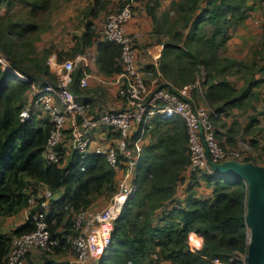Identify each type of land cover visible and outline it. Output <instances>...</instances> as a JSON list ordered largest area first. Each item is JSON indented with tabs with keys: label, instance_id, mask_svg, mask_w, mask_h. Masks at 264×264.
Listing matches in <instances>:
<instances>
[{
	"label": "trees",
	"instance_id": "1",
	"mask_svg": "<svg viewBox=\"0 0 264 264\" xmlns=\"http://www.w3.org/2000/svg\"><path fill=\"white\" fill-rule=\"evenodd\" d=\"M5 1L0 0V9ZM251 1L256 3L259 0H207L200 13L196 9L201 0L181 1L179 9L182 21L188 24L187 33L184 28H177L168 11L160 13L159 0L146 3L157 33L170 36L162 47L160 80L166 86L181 87L195 82L204 71L201 88L218 135L216 121L229 109L243 106L259 82L255 77L251 79L254 72H250L251 81L239 91L227 75L235 62L222 55L231 38L230 29L241 26L249 18L253 7ZM129 2L124 1L122 7ZM107 3L106 0H94V7L90 10L93 17L98 16ZM29 4L35 10L43 7L42 0H32ZM206 23L214 27L210 34L204 30ZM37 30L34 24L6 19L0 13V50L11 61L13 71L27 77L20 78L0 64V215L10 216L24 209L30 192L40 182L48 184L53 191L63 188L62 196L53 199L47 214L52 237L58 243L52 249L39 248L43 251L39 264H74L70 260L57 262L52 255L71 250V241L78 233L76 214L92 207L102 196L111 199L118 190V179L105 155L94 150L85 153L73 150L65 164L51 163L42 155L51 122L38 117L35 112L25 119L21 116L35 82L51 74L48 65H35L31 72L21 63L23 55L36 54V47L30 39ZM77 42L70 54L72 58L96 45L101 73L111 76L123 70L122 45L99 39L92 20L86 23ZM20 49L24 50L22 58ZM53 52L54 49L46 51V56ZM253 64L256 66L255 60ZM147 67L155 71L153 64ZM83 74L81 67L74 72L73 87L79 96ZM178 117L154 120L148 132L150 140H145L138 162L135 192L128 197L116 219L112 242L100 255L98 264H221L232 261L237 253L247 254L249 232L245 208L248 187L243 179L214 171L205 172L204 180L212 188V196L199 197L189 185L186 194L177 197L183 171L191 162L188 129ZM233 131L230 128L228 132L230 142L235 140ZM242 155L239 159L260 163L250 155ZM34 228V223L27 219L17 225L12 234H7L2 231L0 223V264H6L13 237ZM191 231H196L200 238L196 251L189 247ZM30 252L27 255L29 264ZM234 263L244 264L239 260Z\"/></svg>",
	"mask_w": 264,
	"mask_h": 264
},
{
	"label": "built area",
	"instance_id": "2",
	"mask_svg": "<svg viewBox=\"0 0 264 264\" xmlns=\"http://www.w3.org/2000/svg\"><path fill=\"white\" fill-rule=\"evenodd\" d=\"M132 15L126 6L110 12L102 35L98 33L99 39L122 45L123 70L115 79L118 96L122 98L121 106L98 110L90 99H80L74 90V72L78 67L84 70L79 86L84 89L89 86L93 76L89 69L97 61L95 53L92 55L86 51L65 59L53 53L47 64L54 81L34 84L33 104L26 106L21 113L23 119L28 118L31 112H35L34 107L40 106L47 114L51 129L42 155L49 162L62 164L65 148L69 147L66 142L69 141L72 151L85 153L94 150L105 155L117 173L118 190L109 204L103 208L90 207L76 214L78 233L71 241L74 264H89L98 249L103 253L111 244L115 221L128 197L135 192L138 162L145 138L156 118L179 116L185 122L189 134L190 168L196 172H212L210 158L219 162L240 156L237 150L220 144L209 105L192 97L189 84L166 86L158 75L146 77L138 63L134 36L128 31ZM109 135H115L116 141L103 143L101 137ZM30 193L27 213L35 228L14 236L6 264H29L27 255L33 248L52 249L58 243L52 237L47 219L55 199L54 191L48 184L40 182ZM188 240L190 249L196 251L200 243L198 233L191 231ZM221 264H234V261Z\"/></svg>",
	"mask_w": 264,
	"mask_h": 264
},
{
	"label": "rangeland",
	"instance_id": "3",
	"mask_svg": "<svg viewBox=\"0 0 264 264\" xmlns=\"http://www.w3.org/2000/svg\"><path fill=\"white\" fill-rule=\"evenodd\" d=\"M32 0H6L0 9V13L4 18H10L14 21H19L22 24H34L37 26V32L31 37L30 42L33 47H36V54H31L30 57L23 55V49L19 50V55L22 58V66L31 72L35 70V65H48V56L46 51L54 49V52L62 59L72 58L71 53L74 51L77 41L86 27V23L90 20L95 24V28L99 34L102 35L104 23L110 12L122 8L124 1H130L126 7L132 11L133 21H135V28L139 33H132L136 45L137 42L142 41L145 45H152L157 42L161 47L170 36L159 34L156 31V26L147 13L146 3L154 0H106L108 3L105 8H101L98 16L90 13L94 7V0H42L43 7L33 9L29 4ZM161 3V11H168L171 19L177 25L178 29L184 28V33L189 31L188 24L185 20L182 21V12L179 9V3L184 0H159ZM207 0H201L197 7V13L203 11L206 7ZM250 16L246 18L241 26H234L230 29L231 38L226 43L222 50L223 56H228L234 61V66L228 71L229 80L239 89L243 90L248 86L252 77L258 78V84L252 89L253 93L244 101L243 106L233 107L226 111L220 120L216 121L217 134L219 141L228 148L237 150L243 157L250 155L258 162L264 164V0H259L254 3L251 1ZM176 20L180 21L176 22ZM214 27L208 23L205 24V32L210 34ZM151 31V32H150ZM150 32V33H149ZM153 33V34H152ZM232 39V40H231ZM17 38L15 41L17 43ZM231 40V41H230ZM230 41V42H229ZM52 53V54H53ZM88 54H94L91 49L87 50ZM160 54V53H159ZM36 57H39L36 59ZM139 57V54H138ZM256 61V66L252 59ZM31 59V61H30ZM160 61L161 54L158 56ZM39 60V62H37ZM0 64L4 69L12 70L18 77L27 78L23 73L13 71L11 61L0 50ZM253 64V65H252ZM39 67V66H38ZM250 72H254L251 76ZM51 73V72H50ZM154 73V72H153ZM145 74L147 78H155L157 75ZM255 75V76H254ZM205 73L202 71L195 82L190 83L191 95L199 103L205 104V98L202 91ZM251 76V79H250ZM55 77L51 73L44 76V80L35 82L36 85H41L44 81H54ZM196 87V91L194 90ZM104 87H101L102 90ZM99 89L98 86H92L85 91L87 94ZM105 90V89H104ZM84 92V91H83ZM118 95V92H116ZM33 89L27 97V107L33 104ZM118 101L122 103V98L117 96ZM206 105V104H205ZM208 105V104H207ZM35 114L43 119H48V116L42 111L40 106L34 107ZM254 117L256 120H254ZM181 119L180 117H178ZM250 127L248 125H250ZM233 128L235 140L230 142L228 137L229 129ZM70 137H68L69 140ZM149 140V139H148ZM242 157V158H243ZM65 163V160L63 161ZM196 175L195 178H192ZM204 171H194L190 165L183 171V180L179 185V192L186 194V189L189 185L197 193L199 197H208L211 194L212 188L206 183ZM110 198L102 196L95 201L98 208H103L109 204ZM23 220L22 213L10 217H2L4 230L8 234L13 232V227ZM14 238V237H13ZM98 245V244H97ZM98 248V247H97ZM44 250V249H42ZM43 253V251H41ZM102 252H98L97 256ZM73 255V254H72ZM96 256V255H94ZM242 261L246 264V254L237 253L233 261ZM91 261V260H90ZM90 263V262H89ZM34 264V263H31ZM96 264V263H95ZM235 264V263H234Z\"/></svg>",
	"mask_w": 264,
	"mask_h": 264
},
{
	"label": "crops",
	"instance_id": "4",
	"mask_svg": "<svg viewBox=\"0 0 264 264\" xmlns=\"http://www.w3.org/2000/svg\"><path fill=\"white\" fill-rule=\"evenodd\" d=\"M133 17H131V20L128 23V31L131 34L135 33V32L139 33V31H137V29L134 26L135 21H133ZM263 45H264V37H263ZM88 49L93 50L94 53L97 56L98 50H97V46L96 45H91ZM137 51H138V54H139L138 63L140 65V68L142 69V71L145 74H150V73L152 74L153 73L152 71L149 70V67H147V65L153 64L154 67H155L154 73L156 75H158V76L162 75L161 70L159 68V59L157 57V55L159 53L161 54V47H160V45L157 42H154L152 45H145L144 42H142V41L139 42L138 41L137 42ZM253 61H254V58L252 59V62ZM89 70L93 73V76L91 77L89 86L86 89L80 87V89L82 90V93L80 94L79 98L80 99H84V98L90 99V101L93 103L94 107L96 109H98V110H104L105 107L121 106V103L118 101V98H117L118 95L116 94V92H118V86L115 83V79L117 78L118 73H116L114 75H111V76L104 75L103 73H101L99 71L98 62L97 61L92 65L91 69H89ZM256 80H258V78ZM91 85L92 86H95V85L98 86L99 89L96 90L97 92L93 91V93H91V94L85 93V91L87 89L89 90ZM101 87H104V88L102 90H100ZM101 139L103 140L102 141L103 143H108L109 144V143L115 142L117 138H116L115 135H109L108 137H106V136L101 137ZM148 139L150 140V137L147 135L145 140L147 141ZM66 144L69 147L65 148L64 159H63V161L65 160V163H67V161L69 160L70 155H71V151H72V149L70 148L69 141L66 142ZM65 163L62 162V164H65ZM63 192H64L63 188H60V189L54 191V198L58 199L59 197L62 196ZM212 194H213V190H211V194L209 196H212ZM183 196L184 195L182 193H180L179 190H178L177 191V197L182 198ZM98 207L99 206L97 204L95 205V203H94V205L91 208H98ZM18 213H22L23 220L19 221L13 227V229L17 225L25 222L28 219L27 206L24 209H22L20 212H18ZM17 214H13V215H10V216L14 217ZM10 216L9 215L8 216L0 215V223L2 225V231L3 232H5L6 230H4L1 218L2 217H10ZM63 251L64 252H62V253L52 255L54 260L57 261V262L63 261V260L72 261L73 258H74V255H72L73 253L71 252V250L66 249V250H63ZM42 255H43V253L41 252V249L36 247V248H33L31 250V252H30V254L28 256V259H29V261L31 263L39 264V262L41 261ZM97 255L94 256L91 259L89 264H95V263L98 264V259H99L100 256H97Z\"/></svg>",
	"mask_w": 264,
	"mask_h": 264
},
{
	"label": "water",
	"instance_id": "5",
	"mask_svg": "<svg viewBox=\"0 0 264 264\" xmlns=\"http://www.w3.org/2000/svg\"><path fill=\"white\" fill-rule=\"evenodd\" d=\"M211 169L219 174L232 175L247 183L245 222L249 232L247 264H264V164L253 160L227 158L209 159Z\"/></svg>",
	"mask_w": 264,
	"mask_h": 264
},
{
	"label": "bare ground",
	"instance_id": "6",
	"mask_svg": "<svg viewBox=\"0 0 264 264\" xmlns=\"http://www.w3.org/2000/svg\"><path fill=\"white\" fill-rule=\"evenodd\" d=\"M20 77H21V75H20Z\"/></svg>",
	"mask_w": 264,
	"mask_h": 264
}]
</instances>
